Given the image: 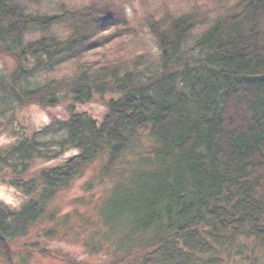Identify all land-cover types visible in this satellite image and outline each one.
Here are the masks:
<instances>
[{"label":"trees","instance_id":"obj_1","mask_svg":"<svg viewBox=\"0 0 264 264\" xmlns=\"http://www.w3.org/2000/svg\"><path fill=\"white\" fill-rule=\"evenodd\" d=\"M215 1L150 12L156 55L122 59L109 46L129 26L124 0L53 9L0 0V61L16 62L0 68L4 111L67 102L69 113L0 146V173L26 196L16 208L0 202L8 264L10 241L95 163L108 187L99 228L83 240L92 253L106 245L123 264H264V0ZM107 95L100 121L77 108Z\"/></svg>","mask_w":264,"mask_h":264},{"label":"rangeland","instance_id":"obj_2","mask_svg":"<svg viewBox=\"0 0 264 264\" xmlns=\"http://www.w3.org/2000/svg\"><path fill=\"white\" fill-rule=\"evenodd\" d=\"M59 1L81 5L91 0H49L44 7L53 9ZM124 1V7L130 19L128 28L120 27L124 32L114 35V29L106 32L113 35L109 46L111 54L115 53L122 59L134 58L137 54L156 55L155 41L145 26V19L150 12L160 10L162 6L179 10L192 4L185 2L186 0ZM201 2L202 5L205 3L210 6L217 5L214 0H201ZM55 30L59 33L65 32L63 27H56ZM100 55H91L87 61L94 62L100 58ZM15 65V60L9 57L0 61V68H5L6 72L13 69ZM71 69L68 65L60 70V75L58 73L52 75L61 76ZM109 97L110 95L105 98L96 97L92 101L77 104V108L100 121L107 111ZM67 106V102H62L53 107L43 108L30 102L23 107H16L12 112L10 109L4 111V106L0 104V146L8 145L23 134L36 131L56 118L67 117L69 114ZM75 153L77 150L72 149L57 159L50 161L38 159L33 163L32 169L37 170L59 164ZM99 166L98 163L93 164L72 186L60 191L50 203L45 216L30 229L26 236L10 241L9 246L15 264H123L119 263L107 250L106 245L101 251L92 253L83 241L88 234L87 226L91 227L93 223L96 225L95 228H99L96 208L102 202L108 187L107 183H102L97 177ZM8 180L9 177L0 173V202L16 208L26 199V196ZM89 182L92 185H88ZM54 211L58 212L59 218L69 214L67 223L51 220L49 214ZM0 264H8L5 257L1 255Z\"/></svg>","mask_w":264,"mask_h":264}]
</instances>
